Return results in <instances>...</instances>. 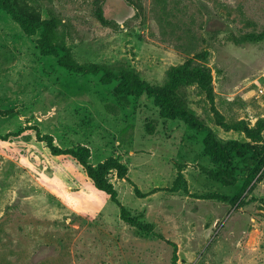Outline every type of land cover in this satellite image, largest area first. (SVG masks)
<instances>
[{
    "label": "rangeland",
    "instance_id": "374dc122",
    "mask_svg": "<svg viewBox=\"0 0 264 264\" xmlns=\"http://www.w3.org/2000/svg\"><path fill=\"white\" fill-rule=\"evenodd\" d=\"M13 2L47 22L74 61L134 71L156 87L207 50L225 119H264V0ZM41 32L28 34L0 7V264H174V249L177 264H264L263 168L236 152L228 167L215 163L205 132L163 117L147 94H118L103 72L42 54ZM180 104L222 150L234 139L264 147V128L248 136L219 125L198 82L181 88ZM79 145L89 163H125V176L110 170L108 179L143 227L95 185L71 152Z\"/></svg>",
    "mask_w": 264,
    "mask_h": 264
},
{
    "label": "trees",
    "instance_id": "16d2710c",
    "mask_svg": "<svg viewBox=\"0 0 264 264\" xmlns=\"http://www.w3.org/2000/svg\"><path fill=\"white\" fill-rule=\"evenodd\" d=\"M0 7L12 15L18 21L24 30L35 35L40 28L42 32L37 38V45L44 55H54L58 57L61 65L66 68L80 73L97 74L103 72L102 82L105 84L112 83L118 80L115 86V91L118 94L124 95H142L147 94L153 97L156 106L159 107L161 115L170 119H180L190 127L205 132L204 149L211 156L215 163L224 164L227 167L232 164V156L236 152L238 154L248 156L257 171L263 168L264 174V147L255 145L251 142H243L240 140H230L222 150L220 141L215 135L213 128L205 123L189 110L183 108L180 104L181 88L187 84L198 82L207 91V95L212 102V107L217 114V123L222 125L226 130L244 131L248 136L259 134L264 128V119H259L255 126H250L244 120L228 122L225 116L218 110L215 105V92L212 85V73L210 68L205 65L208 58V51L197 52L193 56L186 59L182 66L173 70L169 81L163 87L151 85L147 80L141 78L136 72H126L117 75L109 69L101 66L98 63H78L74 61L71 54L61 44L55 41V32L51 30L47 22H41L38 18L30 16L25 17L18 12L13 0H0ZM100 17L105 19L104 12H101ZM260 37H264V29L260 33ZM49 145L54 154L62 153V150L53 144L50 140ZM80 161L87 167L88 173L95 185L108 193L111 199L121 208V218L131 224L143 227V223L132 217L129 210L121 203L118 197V190L115 185L108 179L110 170H117L121 176H125L128 172V167L118 157H110L97 164L88 162L89 148L84 145H79L77 149L71 150ZM225 179L224 176H220ZM233 179V178H231ZM178 254L174 249L173 263L177 264Z\"/></svg>",
    "mask_w": 264,
    "mask_h": 264
},
{
    "label": "built area",
    "instance_id": "2783aa9c",
    "mask_svg": "<svg viewBox=\"0 0 264 264\" xmlns=\"http://www.w3.org/2000/svg\"><path fill=\"white\" fill-rule=\"evenodd\" d=\"M261 91H263V89L261 88Z\"/></svg>",
    "mask_w": 264,
    "mask_h": 264
}]
</instances>
